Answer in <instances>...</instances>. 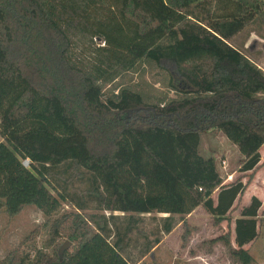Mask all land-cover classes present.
Listing matches in <instances>:
<instances>
[{"label":"trees","instance_id":"16d2710c","mask_svg":"<svg viewBox=\"0 0 264 264\" xmlns=\"http://www.w3.org/2000/svg\"><path fill=\"white\" fill-rule=\"evenodd\" d=\"M258 18L264 0H0V209L24 203L4 178L15 181L18 167L58 203L44 247L17 248L0 264H130L123 253L142 215H165L164 235L198 208L225 219L246 185L224 183L200 136L214 129L235 146L240 173L259 168L264 72L230 44ZM140 66L175 99L127 83ZM63 204L80 213L58 217ZM261 207L251 197L241 209L233 245L217 239L238 264H254L245 247ZM61 237L72 249L59 255Z\"/></svg>","mask_w":264,"mask_h":264},{"label":"rangeland","instance_id":"374dc122","mask_svg":"<svg viewBox=\"0 0 264 264\" xmlns=\"http://www.w3.org/2000/svg\"><path fill=\"white\" fill-rule=\"evenodd\" d=\"M230 44L264 72V19H256ZM163 68L171 76L173 85L178 90H190L187 81L180 77L174 69L165 65ZM155 77L156 70L140 66L136 73L127 78L126 82L149 91L156 97L166 94L169 99H175V95L168 93L166 87L160 83L154 84ZM148 120L152 121V119ZM199 153L203 158L214 159L225 184L241 179L246 185L245 191L235 203L233 211L218 222H215L203 208H198L187 217L174 216L176 223L168 235L161 232V219L165 215L153 213L140 216L139 229L129 236L123 253L130 264H238L231 258L229 250L224 244L217 239L229 235L233 245L234 221L239 217L241 209L249 204L251 197L258 198L262 203L258 216L259 235L257 240L247 245L245 249L254 259V264H264V147L259 151L261 156L259 168L248 174H242L239 171L241 156L237 148L214 129L201 133ZM222 163L225 164L224 167ZM9 174V171L6 172L4 177L7 185L16 189H12L16 196L23 193L25 200L15 209L8 207L10 212L5 207L0 209L1 260L17 248L23 249L26 254L30 248H43L45 236L42 235V227L48 219L47 216L58 207L55 196L49 188L42 185L37 189L38 178L31 171H24L18 167L13 173L15 181H7ZM21 174L23 175L21 176ZM64 177H68V174ZM88 177L89 175H87ZM73 186L85 188L87 183L86 180L81 182L74 180ZM11 207L13 206L11 205ZM18 208L19 210L12 214ZM74 212L80 213L70 205L63 204L60 206L58 217ZM84 213L90 216L98 212L89 209ZM104 215L108 216L109 214L105 213ZM115 215L122 217V214ZM35 231L38 236L34 243H25V240L32 237ZM157 240L158 244L155 242ZM58 242L63 246L68 241L61 237ZM148 245L151 246L149 250ZM71 249L72 245L70 244L67 250L71 251Z\"/></svg>","mask_w":264,"mask_h":264},{"label":"water","instance_id":"95a60500","mask_svg":"<svg viewBox=\"0 0 264 264\" xmlns=\"http://www.w3.org/2000/svg\"><path fill=\"white\" fill-rule=\"evenodd\" d=\"M70 244L66 242L61 248L59 249V255H62L64 251H66L69 248Z\"/></svg>","mask_w":264,"mask_h":264},{"label":"built area","instance_id":"2783aa9c","mask_svg":"<svg viewBox=\"0 0 264 264\" xmlns=\"http://www.w3.org/2000/svg\"><path fill=\"white\" fill-rule=\"evenodd\" d=\"M100 46H104V44L103 43H100ZM223 164V167L225 166V164L224 163H222ZM22 166L24 167V168H28L29 167V161H23L22 162Z\"/></svg>","mask_w":264,"mask_h":264}]
</instances>
